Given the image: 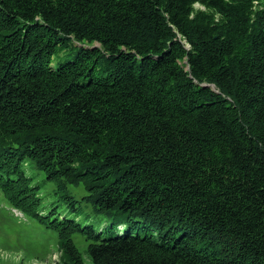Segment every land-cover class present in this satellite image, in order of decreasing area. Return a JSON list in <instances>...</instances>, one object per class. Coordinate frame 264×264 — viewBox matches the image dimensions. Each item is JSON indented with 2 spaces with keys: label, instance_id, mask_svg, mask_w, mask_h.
Returning a JSON list of instances; mask_svg holds the SVG:
<instances>
[{
  "label": "trees",
  "instance_id": "obj_1",
  "mask_svg": "<svg viewBox=\"0 0 264 264\" xmlns=\"http://www.w3.org/2000/svg\"><path fill=\"white\" fill-rule=\"evenodd\" d=\"M0 190L55 264H264V0H0Z\"/></svg>",
  "mask_w": 264,
  "mask_h": 264
},
{
  "label": "rangeland",
  "instance_id": "obj_2",
  "mask_svg": "<svg viewBox=\"0 0 264 264\" xmlns=\"http://www.w3.org/2000/svg\"><path fill=\"white\" fill-rule=\"evenodd\" d=\"M29 166L25 163L27 173ZM41 178L42 175L37 177L40 185L38 194L46 207L57 199L54 192L56 182ZM76 190L72 189L74 193ZM73 239L84 263L91 264L87 240L80 234H75ZM58 243L54 231L10 205L0 190V264H55L60 258Z\"/></svg>",
  "mask_w": 264,
  "mask_h": 264
},
{
  "label": "bare ground",
  "instance_id": "obj_3",
  "mask_svg": "<svg viewBox=\"0 0 264 264\" xmlns=\"http://www.w3.org/2000/svg\"><path fill=\"white\" fill-rule=\"evenodd\" d=\"M16 211V210H15ZM18 215V214H17Z\"/></svg>",
  "mask_w": 264,
  "mask_h": 264
}]
</instances>
